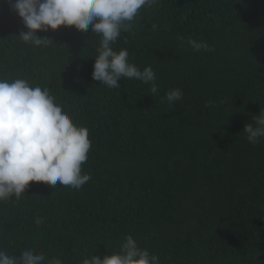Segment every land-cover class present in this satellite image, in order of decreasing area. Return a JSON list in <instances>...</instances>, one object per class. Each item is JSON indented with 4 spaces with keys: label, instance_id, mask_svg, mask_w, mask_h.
Wrapping results in <instances>:
<instances>
[{
    "label": "trees",
    "instance_id": "1",
    "mask_svg": "<svg viewBox=\"0 0 264 264\" xmlns=\"http://www.w3.org/2000/svg\"><path fill=\"white\" fill-rule=\"evenodd\" d=\"M153 24L157 28L153 30ZM0 0V79L46 88L92 147L79 190L31 183L0 201V250L40 252L46 264L118 253L132 236L160 264H264V140L246 123L264 109V0H159L112 45L158 93L135 79L119 89L92 79L99 37L75 28L38 32ZM207 42L196 52L177 39ZM182 89L174 104L165 94ZM37 218L42 220L36 224Z\"/></svg>",
    "mask_w": 264,
    "mask_h": 264
},
{
    "label": "clouds",
    "instance_id": "2",
    "mask_svg": "<svg viewBox=\"0 0 264 264\" xmlns=\"http://www.w3.org/2000/svg\"><path fill=\"white\" fill-rule=\"evenodd\" d=\"M10 8L21 18L27 31L19 37L25 44L47 47L53 40L40 37L38 32L75 28L98 36L99 46L94 58L92 79L102 86L119 89V81L135 79L151 84L152 94L158 93L156 74L152 67L141 70L130 62L126 49L119 52L113 44L133 27L140 10L152 7L159 0H7ZM153 30L157 25L153 24ZM194 51L211 52L207 42L177 38ZM180 88L169 90L165 100L169 104L183 98ZM243 133L250 144L264 140V109L246 123ZM92 147L89 130L77 126L69 114L55 103L49 90L32 87L24 79L9 82L0 79V201H19L33 182L50 187L70 186L79 190L91 176L82 173ZM42 220L37 218L36 224ZM0 264H46L45 256L31 249L19 256L0 250ZM47 264H63L52 258ZM82 264H160L158 255L141 249L132 236L122 242L120 251L103 256L92 255Z\"/></svg>",
    "mask_w": 264,
    "mask_h": 264
}]
</instances>
